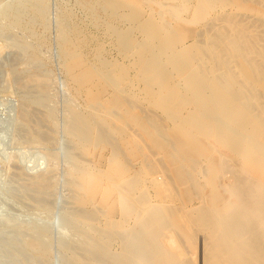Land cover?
<instances>
[{
	"label": "rangeland",
	"instance_id": "rangeland-1",
	"mask_svg": "<svg viewBox=\"0 0 264 264\" xmlns=\"http://www.w3.org/2000/svg\"><path fill=\"white\" fill-rule=\"evenodd\" d=\"M36 175L62 205L0 217L66 209L83 264H264V0H0V184Z\"/></svg>",
	"mask_w": 264,
	"mask_h": 264
},
{
	"label": "bare ground",
	"instance_id": "bare-ground-1",
	"mask_svg": "<svg viewBox=\"0 0 264 264\" xmlns=\"http://www.w3.org/2000/svg\"><path fill=\"white\" fill-rule=\"evenodd\" d=\"M152 1V0H151ZM154 4V3H153ZM156 5V4H155ZM191 10V9H190ZM179 57V56H178ZM181 59V58H180ZM157 72V71H156ZM192 80V79H190ZM190 83V81H189ZM192 83V82H191ZM40 104V103H39ZM36 105V104H35ZM29 106V105H28ZM224 106V105H223ZM30 107V106H29ZM31 107L33 108V106L31 105ZM36 108V107H34ZM37 109V108H36ZM35 109V110H36ZM39 110V109H37ZM38 112V111H37ZM22 114H25V113H22ZM35 114V113H34ZM77 115V114H76ZM27 117V115H26ZM81 117V116H80ZM40 120V119H39ZM73 120V119H72ZM74 121V120H73ZM38 122V121H37ZM87 122V121H86ZM40 123V122H39ZM43 123V122H42ZM26 124V123H25ZM41 124V123H40ZM72 124V123H71ZM76 125V124H75ZM23 131H27L28 129H26V127L28 125H25L23 126L22 125H19ZM78 126V125H77ZM89 126V124H88ZM91 126V125H90ZM76 127V126H75ZM20 128V129H21ZM29 128V127H28ZM92 128V127H91ZM21 129V130H22ZM78 129V128H77ZM82 129V127H81ZM101 129V128H100ZM76 130V129H75ZM80 130V129H78ZM11 132V131H10ZM78 132V131H77ZM86 132V131H85ZM73 134V132H71ZM75 134V133H74ZM89 134V133H88ZM77 135V134H76ZM79 137V136H78ZM15 139V138H14ZM78 139V138H77ZM83 139V138H82ZM217 148V147H216ZM10 160V159H9ZM225 163V162H224ZM227 166V165H226ZM230 166V165H229ZM73 167V165H72ZM20 169V168H19ZM22 169V168H21ZM227 169V168H226ZM2 171V170H1ZM20 172V171H19ZM8 173V172H7ZM17 173V172H16ZM21 173V172H20ZM36 173V172H35ZM39 175V174H37ZM35 176L34 178H38L39 176ZM45 175V174H44ZM3 176V175H1ZM41 176V175H40ZM220 176V175H219ZM9 177V176H8ZM15 177V176H14ZM31 177V176H30ZM43 178V176H41ZM2 178V177H1ZM23 178V177H22ZM25 178V177H24ZM32 178V179H34ZM40 178V177H39ZM42 178H40L39 180L36 179L35 181L33 182H29V183H25V184H21L20 186L16 185V181L14 182V179L13 181L10 180V181H5L4 180V184L1 185L0 184V198H2V195L3 193L5 194V196H7V200L9 202H11L12 200H9V197L10 196H15L17 198H19V200H23L25 201L26 203V200H28L29 198L32 199L33 203H34V206L35 208L36 207H39L40 206V203L42 202H48V203H51V205L53 204L55 207H59V205H62L60 203H62L63 201H61L60 199H58L57 197L55 198L53 195H52V192H48V190L44 189L42 181L41 180ZM48 178V177H47ZM19 179H21V177H19ZM31 179V178H30ZM17 180V178H16ZM52 180V179H51ZM241 179H237V182H239ZM21 181V180H20ZM26 181V180H25ZM29 181V180H28ZM235 181V180H234ZM2 182V181H1ZM44 182V181H43ZM236 182V188L238 187L239 188V184L240 183H237ZM17 183H20V182H17ZM24 183V182H23ZM46 183V182H45ZM52 183V182H51ZM48 185V183H46ZM50 184V183H49ZM234 185V186H235ZM242 185V184H241ZM52 186H53V183H52ZM227 186V185H226ZM243 187V185L241 186ZM48 188V187H47ZM226 189L228 187H225ZM246 188V187H245ZM245 188H242V189H245ZM223 189V188H222ZM229 189V188H228ZM241 189V188H240ZM239 189V190H240ZM246 191V189H245ZM244 191V192H245ZM242 194H243V190H242ZM56 195V194H55ZM231 195H234L236 200L238 201H241L243 199H241V197L238 195V192L237 190L234 191L233 194ZM244 195V194H243ZM124 197V196H123ZM122 198V196L120 197V199ZM5 199V197H4ZM16 199V198H15ZM122 199H125V198H122ZM258 199V197H257ZM6 200V201H7ZM30 200V199H29ZM126 200V199H125ZM5 201V202H6ZM5 203V205L7 204L8 207H12L11 204L14 203L12 202L11 204L10 203ZM237 201V202H238ZM260 201V200H259ZM19 203V202H18ZM255 203V202H254ZM3 204V203H2ZM16 204V203H15ZM13 204V205H15ZM22 204V202H21ZM217 204V203H216ZM231 204H232V201H231ZM251 203H246V205L244 206L243 210L245 212V214H247V219L251 218V216L253 215H256L259 213L258 210H255L253 211L252 210V205H250ZM253 204V203H252ZM256 204V203H255ZM1 205V204H0ZM3 204L4 207H7ZM44 205V204H43ZM52 205V206H53ZM211 205V204H210ZM19 206V205H18ZM21 206V205H20ZM46 206V205H45ZM212 206V205H211ZM216 206V205H215ZM7 207V208H8ZM258 207V206H257ZM9 208V209H10ZM41 208V207H40ZM1 210H3L4 208H0ZM12 210H15L13 207L11 208ZM26 209V208H25ZM28 209V208H27ZM55 209V208H54ZM53 209V210H54ZM219 209V208H218ZM216 208V210H218ZM7 210V209H6ZM63 211L60 213V217H59V220L58 219H52V220H45V219H42L40 218V216H38L36 213H35V216L33 217H29V218H25L24 215H19L18 214H12L11 212L7 214V216H5L6 218H1L0 217V264H37V262H41L40 259H41V255L43 252H50L52 250V248H54L53 246L58 245L59 249L62 251V254L65 258V260L63 261L62 264H83L82 261H80L79 259H77L76 255L72 252L71 249L74 250V248L78 247L77 243H79L77 240L76 235H74V233H72L73 230L69 231L70 228H74V229H79V228H82V225L81 227L78 228V224L76 219L75 221L69 216V214L67 213V210L65 209H62ZM212 210V209H211ZM241 211V208L239 209ZM29 211V210H28ZM240 211H238V214L240 213ZM5 212V211H4ZM9 212V211H8ZM33 212V211H32ZM40 212V211H39ZM46 212V211H45ZM52 212V211H51ZM209 212V211H208ZM2 213V212H1ZM14 213V211H13ZM16 213V212H15ZM48 213V212H47ZM70 213V212H69ZM220 213V212H219ZM1 215V214H0ZM3 216V217H4ZM24 216V218H23ZM43 216V215H42ZM209 216V215H208ZM218 216V215H217ZM47 217V216H46ZM77 217V216H76ZM86 217V216H85ZM200 217V216H199ZM210 217V216H209ZM212 217V216H211ZM216 217V216H215ZM49 218V217H48ZM51 218V217H50ZM90 217H88L89 219ZM203 218V217H201ZM217 218V217H216ZM87 219V218H86ZM82 220V219H81ZM91 220V219H90ZM90 220H87L88 223H90L89 221ZM219 222H222V218H218L217 219ZM92 221V220H91ZM234 221V220H233ZM231 221V224H222L217 226V228H219L220 226V230L222 229V233L224 234L225 233V240H224V243L226 244L225 246H227V249H224L223 253H228L227 255L229 256H233V258L235 259V257L239 258L238 260H240V256L243 255V253L245 252V248L243 246L244 243H247L246 245H249L250 246V243L251 242H242V241H233L235 238H239L243 232V230L241 231L240 229L242 227L239 226L238 223H235ZM236 221V220H235ZM86 222V221H85ZM82 223V221H81ZM215 223V222H214ZM229 223V222H228ZM248 227H251L249 225H251L250 223H252V219H249L248 220ZM245 223V224H247ZM83 224V223H82ZM86 224V223H85ZM221 224V223H220ZM238 224V225H237ZM244 224V223H243ZM79 225V226H80ZM92 225V223H91ZM217 225V224H216ZM215 225V226H216ZM85 226V225H84ZM207 226V225H206ZM93 227V226H92ZM84 228V227H83ZM151 228V227H150ZM90 229V227H89ZM243 229V228H242ZM247 229V230H246ZM252 229V227H251ZM255 229V228H254ZM74 230V232L76 231ZM81 230V229H80ZM246 230V235L248 234V231L249 229L248 228H245L244 231ZM83 231V230H82ZM91 231V229H90ZM92 231H93V228H92ZM155 231V230H154ZM153 231V232H154ZM76 232H79V231H76ZM214 232V231H213ZM81 233V231L79 232ZM85 231H83L81 234L82 236L85 235L84 234ZM87 233H90L89 231H87ZM250 233V232H249ZM147 234V233H145ZM221 234V233H220ZM80 235V234H79ZM88 235V234H87ZM91 235L89 234V236L87 237H90ZM160 236V235H158ZM244 236V235H243ZM81 237V235H80ZM98 237V236H97ZM95 237V239L97 238ZM143 237V236H141ZM155 237V236H154ZM216 237V236H215ZM246 237V236H245ZM79 238V237H78ZM84 238V237H83ZM91 238V239H90ZM88 239H90L92 241V237H90ZM135 238V237H133ZM138 238V237H137ZM136 238V239H137ZM148 238V237H147ZM244 238V237H243ZM77 239V240H76ZM94 239V240H95ZM98 239V238H97ZM247 239V237H246ZM245 239V240H246ZM253 239V238H252ZM143 240V239H142ZM145 240V238H144ZM244 240V239H243ZM85 241L87 242V240L85 239ZM84 241V242H85ZM98 241V240H97ZM132 241V240H131ZM219 241V240H218ZM130 242V241H129ZM242 242V243H240ZM260 242V241H259ZM135 243V242H134ZM261 243V242H260ZM259 243V244H260ZM81 244V242L79 243ZM83 244V243H82ZM86 244V243H85ZM91 244L89 241L87 243V247L86 249L89 251L90 248H88V246ZM95 244V242H94ZM84 245V244H83ZM93 245V244H92ZM145 246V245H144ZM79 247H82V246H79ZM97 247V246H95ZM251 247V246H250ZM257 247V246H255ZM85 249V246L82 247ZM81 248V250H83ZM93 248V247H92ZM180 248V247H179ZM160 249V248H158ZM80 250V249H78ZM128 251L130 250L129 248L127 249ZM126 250V251H127ZM145 250V251H144ZM219 250V249H218ZM217 250V251H218ZM248 250V248L246 249ZM257 250V249H256ZM71 251L70 253L72 254L73 253V258L70 256H68V252ZM146 252L147 251V248H144L142 250V253ZM149 251V249H148ZM148 251H147V254H148ZM254 251V250H253ZM76 252V251H75ZM79 252V251H78ZM82 251H80V254H81ZM84 252H87V251H84ZM248 252V251H247ZM104 253V252H103ZM141 253V254H142ZM50 254V253H49ZM79 254V253H78ZM90 254L92 255L93 253H91L90 251ZM105 254V253H104ZM84 255V254H83ZM87 254H85L86 256ZM107 255V254H105ZM84 256V257H85ZM109 256V255H108ZM107 256V257H108ZM142 256V255H141ZM250 256V255H249ZM87 257V256H86ZM89 257V255H88ZM140 257V256H139ZM243 257V256H242ZM247 257V256H246ZM245 257V258H246ZM101 258V257H100ZM106 258V257H105ZM109 258V257H108ZM142 258L144 259V257L142 256ZM142 258L140 260H142ZM185 258V257H184ZM218 258V257H217ZM244 258V257H243ZM244 258V259H245ZM110 259V258H109ZM43 260V259H42ZM45 260V258H44ZM43 260V261H44ZM47 260V259H46ZM80 262H79V261ZM82 260V259H81ZM83 260H85V258H83ZM87 260V259H86ZM92 260V259H91ZM98 260V259H97ZM230 260V259H229ZM233 260V259H232ZM247 260V259H246ZM48 261V260H47ZM94 261V260H93ZM101 261V259H100ZM105 261V260H104ZM110 261V260H109ZM109 261H108V264H109ZM241 261V260H240ZM78 262V263H77ZM90 262V261H89ZM97 262V261H96ZM112 261H110L111 263ZM121 263L123 264H126V261L125 260H122L120 261ZM140 262V261H139ZM44 263V262H43ZM101 263V262H100ZM107 263V262H106ZM105 263V264H106ZM171 263V262H170ZM248 263V262H246ZM42 264V263H40ZM49 264H53L51 261H49ZM86 264V263H85ZM103 264V262H102ZM112 264V263H111ZM120 264V263H119ZM249 264V263H248Z\"/></svg>",
	"mask_w": 264,
	"mask_h": 264
}]
</instances>
